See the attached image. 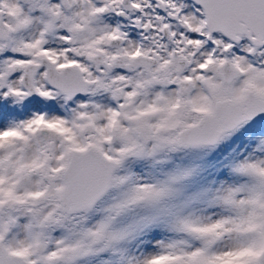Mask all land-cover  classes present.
<instances>
[{
	"label": "snow or ice",
	"instance_id": "obj_1",
	"mask_svg": "<svg viewBox=\"0 0 264 264\" xmlns=\"http://www.w3.org/2000/svg\"><path fill=\"white\" fill-rule=\"evenodd\" d=\"M0 264H264V0H0Z\"/></svg>",
	"mask_w": 264,
	"mask_h": 264
}]
</instances>
